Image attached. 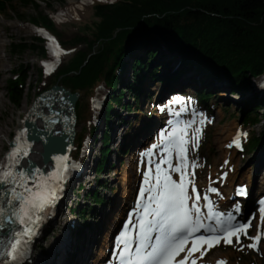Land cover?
<instances>
[{"label":"rangeland","instance_id":"obj_1","mask_svg":"<svg viewBox=\"0 0 264 264\" xmlns=\"http://www.w3.org/2000/svg\"><path fill=\"white\" fill-rule=\"evenodd\" d=\"M36 1L39 3L38 6L30 2L24 3L21 0H13L9 9L0 12V69L3 67L5 68V76L0 77V88H2L3 91V100L8 106L4 107L2 112L7 119L11 118L13 120L10 136L13 135L20 126V115H22V119H24L38 93L51 87L52 80L57 76L56 71L52 74H45L42 70V61L50 59V55L42 56L40 52L29 49L22 54L13 56L10 52V41L12 39H27L32 41L35 37L43 38L45 35L36 31L37 28L42 29L45 33L48 32L52 37H55L62 49L73 51L67 58H60V66L62 67L73 58L77 51L89 52L90 47L88 42L90 40L94 42L92 49H98V47L101 46V44L97 43L95 40L94 27L99 22V18L95 14V6L98 4L110 3L113 0L96 2L93 6L91 15L87 18H80L78 20L73 19V15L69 13L70 9L68 8L71 4L75 6L81 4L82 0ZM57 14H60V17H58L60 20H57L56 27L49 31L43 27L36 28L29 22L31 17L48 15L54 18ZM79 36L86 37V40L80 42L77 39ZM35 43L44 44V42L37 38ZM149 48H157L155 57H153L151 61L153 66H155V73L157 72V76H152L146 72L142 77V83L144 84L145 80L151 82V84L156 87L153 92L150 91L149 87H147V89L144 87L139 95L132 98V94L129 90L128 92L125 91L121 96V103L113 102V99L110 97L112 89L105 81L103 73L97 76V79L92 85L79 89L76 105L79 104L80 109L75 124L77 133L75 140L76 146L73 153L77 155H75L77 164L83 162V168L81 169V172H84L83 175L85 172H88L90 177L87 181L84 180V177L82 178V175L71 177L72 180L67 183L66 190L68 195L62 203V205L66 206L63 207L69 210L71 206H90V209L85 211V219L78 215V210L77 212L70 210L80 217H78L75 228L73 229V234H75L76 237H79L90 223H95L94 225L97 226L98 223L96 222H98L97 219L100 217L99 213L103 210V212L110 213L103 220H106V224L112 225L110 235L112 238V234L118 226L120 219L123 217L125 210L131 205L135 189L139 184L140 173L137 172L135 175V182L133 184L134 189L130 198L125 201L121 196L123 185L120 176L127 165H135L137 162L141 163V159L139 160V158H137V148L139 149L141 146H147V138L153 137L156 131L155 125L151 124L152 121H150L152 119V112L157 113L156 109L159 106L156 103V98L159 100L157 101L158 104H163V97L166 96L171 89L185 91L197 98L199 101V103L197 102L198 115H200L199 119H205V124L201 126L202 135L199 140V146L195 150H193V147L191 148V156L198 165L195 168L197 182L201 186H205L206 188L209 182L214 183L213 180L216 178L214 176L215 171L219 170L220 173H227V179L223 184L231 188V196H233L235 184L245 183L251 190L250 180H258L262 175L264 158L262 159L260 154L264 150V137L254 151H247L245 149L235 150L232 147H228L230 142L228 138H225V135L229 132L228 130H230V132L234 130L235 133L239 131L242 135L246 134L244 138L246 141L261 133L264 126V117L261 116L263 113L261 108L256 110L261 115L260 120L255 124H243L238 118L243 110L242 105L252 97V92L254 90L264 94V86L260 85L258 78H251V86L254 90L250 88L234 92L231 90L230 80L226 77L222 76L221 78H215L214 76L201 75L197 72V67L183 71L180 75H175V72L183 66L179 55L171 50L164 42L156 43L151 40L141 45L140 48H137L135 51L129 52V54L126 55V60H132L134 55L145 56V51ZM165 61H170L171 64L169 65V69H166L165 65H162ZM22 63L25 65L24 69H26L27 78L22 86L20 101L13 103L10 101L7 94V81L9 78L13 77L12 70L16 69ZM108 68L109 66H106L105 69ZM185 75L190 77L187 81L183 80ZM124 76L127 80L130 79L131 67L128 66L126 68ZM176 76V83L172 85V80ZM166 83H168V89L161 94L162 88ZM56 84L69 89L67 85L63 83L62 79H59ZM118 89L121 90V86H119ZM203 89L213 93L211 97H208L205 101L201 100L198 93ZM120 90H118V93H121ZM100 96H102L101 105L98 106V109H95L92 106V100ZM109 105L112 106L113 112L112 118L108 121V119H106L105 110L109 108ZM129 105L133 107H129ZM137 129L140 131L144 130L145 140L141 142V145L134 146L129 136L138 134L139 131L137 133ZM103 130H107L109 134L110 140L107 144L109 151L105 157L104 169L97 174L96 166L102 157L100 151L102 146L101 132ZM218 131H221V133ZM5 143L0 157H2L8 149V142L6 140ZM124 147H126L127 150L124 151ZM219 148L226 154H218ZM87 150H90L89 153H86ZM225 161H227V163H225ZM237 169L238 174L232 181L231 176L236 174ZM110 172H115V178L109 175ZM242 177L244 178L240 179ZM230 178L232 182L228 184V179ZM99 179L102 181L100 183L106 185L105 187L101 188L98 183ZM215 185L221 190L222 187H220L219 184ZM93 189L99 191V195L102 196L101 200L93 201L91 196L87 195L89 193L88 191ZM256 195L257 194L251 196V199H249L250 202L246 200V202H249V204L247 202V206H249L248 209L251 211L255 210ZM114 202H117V205H120L121 208L119 209L117 206L113 207L112 205ZM230 205L229 203L228 206ZM80 209H82V207ZM115 213H118V215L116 216ZM60 219H62V216ZM251 223L253 224V229L251 230L252 234L257 228L262 229L264 232V226L260 225L259 219L251 220ZM92 226L93 225H91V227ZM66 227L67 224L61 222L59 225L55 223L53 227L47 226L48 234L43 235L40 240H37V244L34 248L35 253L37 252L38 255H50L52 258L53 254L48 249L47 242L54 232V236H56L60 230L65 231ZM97 248L98 245L94 247V250L97 251ZM240 249L241 246L232 247L220 243L207 250L200 259L202 261H209L212 259L225 260V264H264V235L259 243L258 250H252L246 247L243 250ZM30 254L31 253H28L26 258H28ZM104 257L106 258L107 255L104 254L103 259ZM69 262L70 264L74 263V258L71 261L69 259ZM92 264L98 263L92 262Z\"/></svg>","mask_w":264,"mask_h":264},{"label":"trees","instance_id":"obj_2","mask_svg":"<svg viewBox=\"0 0 264 264\" xmlns=\"http://www.w3.org/2000/svg\"><path fill=\"white\" fill-rule=\"evenodd\" d=\"M21 1L39 5L36 0ZM11 2L13 0H0V12L9 9ZM95 14L99 18L94 27L95 40L101 46L92 49L94 42L90 40V51H77L67 64L59 67L52 85L62 79L72 92H78L92 85L103 73L112 89L110 97L113 102L121 103V96L129 90L134 98L142 92V77L146 72L157 76L151 63L157 48L146 49L145 56L134 55L130 61L126 60V55L150 40L164 42L179 55L183 66L175 75L197 67L201 75L226 77L230 80L231 90L239 92L254 90L251 78L264 74V0H117L96 5ZM29 22L48 29L56 27V22L48 15L31 17ZM36 38L42 41L39 37L32 41L12 39L10 52L16 56L32 49L47 56L44 45L35 43ZM77 39L83 42L86 37ZM170 64V61L162 63L166 69ZM106 66L109 68L105 69ZM128 66L131 67L129 80L124 76ZM24 67L22 63L13 69L14 76L7 81V94L13 103L20 101L22 96V86L27 78ZM175 79L177 76L173 78V84ZM198 93L202 101L213 94L206 89ZM252 94L242 105L243 110L238 117L243 124L259 121L261 114L256 111L259 108L264 117V94L256 90ZM79 109L77 104V116ZM112 110L111 105L105 110L108 121L112 118ZM263 137L264 126L261 133L249 139L248 151H254ZM109 140L108 131L103 130L102 157L96 166L97 174L104 169ZM123 149L127 150L126 147ZM100 182L99 179L101 188L106 186ZM88 192L93 201L101 200L97 189ZM89 209V205L71 208L72 211L78 210V215L84 219L85 211Z\"/></svg>","mask_w":264,"mask_h":264},{"label":"snow or ice","instance_id":"obj_3","mask_svg":"<svg viewBox=\"0 0 264 264\" xmlns=\"http://www.w3.org/2000/svg\"><path fill=\"white\" fill-rule=\"evenodd\" d=\"M37 31L47 36L51 54L55 58L53 62L45 63L46 74H50L55 70L61 55L65 53L55 37L42 29ZM59 100L61 106L70 103L63 95L59 96ZM170 103L182 104L183 99L177 97ZM168 107L174 116L180 115L179 112H173L170 105ZM160 110L163 112L165 108L161 107ZM59 115V112L52 113V116ZM46 119L50 124L57 123V120L51 117ZM63 119L66 120L67 117ZM168 123L170 130L160 133L159 143H153L147 152L142 153V156L148 159L145 161L147 171L139 198L141 202L146 203L142 205V217L136 229H130L126 225L124 232L118 237L119 264H187L195 252H201L204 245H207V249L201 252V257L221 241L232 245L234 237L236 243L241 244L240 250L245 247L258 250L264 233L258 230L256 236H249L251 220L246 223H234L236 217L232 212L218 211L207 194L219 195L216 187L210 186L201 196L195 186V168L198 165L189 162V145H192L193 150L198 148L202 127L192 131L189 138V129L196 123L195 119L187 122L169 120ZM199 124L203 126L205 119H200ZM27 132L28 129L23 128L17 133L11 142L10 151L0 160V228L4 227L5 223L13 225L8 236L0 238V258H6L0 260V264H19L26 255L28 240L34 234V225L41 219L40 213L58 198V192L70 166L68 156L59 155L53 157L54 161L58 162L55 170L47 174L31 166L28 169L21 168V160L29 156ZM240 144L241 134L238 133L228 147H240ZM156 149L160 151H154ZM156 156L158 160L153 158ZM174 158L176 163L173 162ZM175 174H178V179L173 178ZM29 181H32L31 185ZM237 195H246V189L238 187ZM201 200L204 201L203 206ZM260 204L259 220L260 225L264 226V201ZM234 211H240L239 204L234 206ZM206 220L209 223H206ZM17 224L22 228L14 227ZM241 235L253 242L243 245ZM189 243L191 248H187ZM186 248L187 254L178 260ZM191 264H197V260L192 259Z\"/></svg>","mask_w":264,"mask_h":264},{"label":"bare ground","instance_id":"obj_4","mask_svg":"<svg viewBox=\"0 0 264 264\" xmlns=\"http://www.w3.org/2000/svg\"><path fill=\"white\" fill-rule=\"evenodd\" d=\"M107 0H88L84 3L78 4V5H74L71 4V6L68 8L69 13L73 15V19L78 20V19H82V18H87L91 15L92 13V9L93 6L96 4V2H105ZM68 14V13H67ZM37 31V29H36ZM1 37V34H0ZM62 49V48H61ZM65 54H62L61 57L63 58H67L73 51L71 50H64ZM5 64V63H4ZM5 66V65H4ZM5 76V68H1L0 69V77ZM190 77L188 75H185V77L183 78L184 81H187V79H189ZM169 83V82H168ZM168 83H166L163 88H162V92L161 94L168 89ZM144 87H149L150 91L153 92V90L156 88L155 86H153L151 84V82L145 80L144 83ZM153 86V87H152ZM158 89V88H157ZM155 92V91H154ZM222 94V93H219ZM224 95V94H222ZM173 99V98H170ZM4 107H8L4 100H3V91L2 88H0V154L5 146V140L10 143L11 141L14 140V134L10 136L11 134V130H12V126H13V120L11 118L7 119V117L4 115V113L2 112V109ZM30 109V107H29ZM28 109V110H29ZM39 116H41L40 114H38ZM27 115H25L26 117ZM22 115H20V124L22 122ZM41 121V120H40ZM38 120V123L40 125L41 122ZM51 126V125H50ZM166 127L167 126H163ZM31 129H34V126L31 125L30 126ZM58 128V126L56 124L51 126V129H56ZM139 131V133H138ZM228 134L225 135V138L229 139V142H231L233 134L235 133L234 130H232L230 132V130H228ZM221 133V131H218ZM77 133V130H76ZM137 133L136 135H130L129 139L132 140V143H134V146H139L141 145L142 141L145 140V135H144V130L140 131L137 129ZM54 137L55 135L51 132L48 133V141L52 142L53 144H55L54 142ZM142 139V140H141ZM158 139L155 138L150 145L148 146H141V148L139 147V149L137 148V153L138 156L137 158L142 159L143 161L147 158V157H143L142 153H145L149 150L150 146L153 143H157ZM42 141H36L35 142V151L33 152V154L30 156V159L35 161L38 164H43V160L41 158V152H42ZM90 150H87L86 153H89ZM219 153H223V155H225L226 153L223 152L222 149L219 148L218 150V154ZM262 156V159L264 158V150L261 152L260 154ZM154 159H157L158 156L153 157ZM148 159V158H147ZM0 160H2V157H0ZM138 160V159H137ZM264 160V159H263ZM83 163V162H82ZM133 165V164H132ZM127 165V167L124 168L122 175L120 176L121 181H122V191H121V196L122 198L125 200H128L132 194V191L134 189V182H135V175L137 174V172L140 173V180H139V185H138V193L140 192L141 188L144 187L143 185V180H144V175L147 171L145 164L142 162H137V164L132 166ZM84 172H80L78 174V176L82 175V178L84 177V180H88V178L90 177L88 172H85V174L83 175ZM115 172H110V176L112 178H115ZM217 174H219V170L215 171L214 176L217 177ZM238 174V169L237 172L234 176H231L232 181L233 179L236 178ZM231 178L228 179V184H230ZM244 177L240 178L243 179ZM72 179H67L66 182L69 183ZM251 183V190L248 193L247 196V200L251 199V196L255 195V194H259L261 192L264 191V169L262 172V175L260 177V179L258 180H250ZM235 186V185H234ZM205 187V186H202ZM221 193L220 196L218 197V205L222 206L224 201H227V199H231V188L226 187L225 184H221ZM67 184L64 187V190L61 192V197L60 200L57 202V204L52 208L51 212H47L50 213L49 216L44 217V220H42L40 226L41 228L39 229V235H35L31 238V240L29 241V253L30 256L28 258H26L25 262L22 264H26V263H30V264H70V261L74 258L75 262L71 263V264H92V262H97L100 264H112L113 260L110 258L111 255L109 254V251L107 252V249L110 250L111 247L113 246L112 243V239L111 238V231H112V225L111 224H106V220H103L107 215H109L110 213L107 212H103V210H101V212L99 213L100 217L97 219L98 225H94L92 223H90V225L88 227L85 228V230L82 232V234L79 237H76L75 234H73V229L75 228V223L78 220V217L75 213H73L72 211H70L69 209H65V207H63L64 205H62L65 197L68 195L67 192ZM237 194V193H236ZM138 195V194H137ZM137 195H136V199H137ZM250 202V200H249ZM248 202V204H249ZM113 204V203H112ZM117 202H114V204L112 205L113 207H119V209L121 208L120 205H117ZM217 205V206H218ZM131 209V207L127 210ZM116 216L118 215V213H115ZM120 215V214H119ZM62 216V219H60V217ZM66 216V217H65ZM115 216V218H116ZM80 218V217H79ZM115 220V219H114ZM66 223L67 227L65 229V231L60 230L56 236H54V234L50 237L49 241L47 242V247L50 250V252L53 254L52 258L50 255H38L37 252L35 253V245L37 244V240H40L42 238L43 235H47L48 231H47V226L49 227H53V225L56 223V225H59V223ZM91 225H93L91 227ZM91 227V228H90ZM54 236V237H53ZM224 243V241H221ZM98 245V250L95 251L94 247ZM206 248H201V252H204ZM201 252H195L194 257L200 259L201 258ZM104 254H109V256L107 257V259H103V255ZM105 258V257H104ZM209 262H211V264H217L218 260L216 261V259H212L209 260Z\"/></svg>","mask_w":264,"mask_h":264},{"label":"water","instance_id":"obj_5","mask_svg":"<svg viewBox=\"0 0 264 264\" xmlns=\"http://www.w3.org/2000/svg\"><path fill=\"white\" fill-rule=\"evenodd\" d=\"M86 1L88 0H82V3H85ZM49 94L52 96L49 98L50 102L48 106V108L51 110V113L59 112L60 115H64L65 117H67L68 115V110L70 109L69 105L75 103L78 98V92H71L70 89H64L62 86L58 84H55L52 87ZM60 95H63L65 97V100L70 101V103L67 105L61 106V102L59 100ZM43 116H44L43 118H46L45 115ZM47 130L48 131H46L45 128H41L39 130L37 129V131L33 135L34 139H41L42 138L41 134L42 135L47 134L48 136V133H51V132L55 135L54 137L55 144H53L52 142H49L47 138L48 143L46 144V146L44 147L42 151V157L45 162L48 161L51 153L57 152V151H63L65 148L64 144L68 143V141L73 140V135L71 136L67 132V121L63 122V125L59 126L58 129H54L55 131H53L52 129H48V128Z\"/></svg>","mask_w":264,"mask_h":264}]
</instances>
